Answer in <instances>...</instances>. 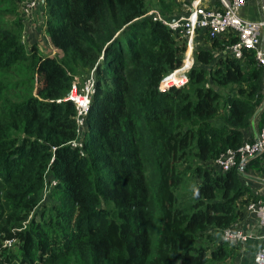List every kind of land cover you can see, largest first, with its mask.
<instances>
[{"label":"trees","instance_id":"trees-1","mask_svg":"<svg viewBox=\"0 0 264 264\" xmlns=\"http://www.w3.org/2000/svg\"><path fill=\"white\" fill-rule=\"evenodd\" d=\"M30 1L0 0L10 5L0 18H14L0 29V75L24 71L30 93L9 103L0 90V185L11 190L0 200V216L9 198L18 212L13 219L24 221L47 178L58 202L34 212L23 232L8 229L12 217H6L0 264L17 261L15 244L4 248L6 241L17 243L18 264H69L70 254L73 264H217L230 257L233 264L240 244L224 243L222 233L259 197L239 170L222 173L205 164L246 139L262 78L252 55L240 62L198 49L194 59L205 70L191 68L187 84L175 86L164 79L185 64L186 43L144 17L148 0H40L44 32L61 56L52 58L37 43L28 49L22 43L17 8ZM155 3L175 8L172 0ZM209 41L223 52L236 39ZM87 71L94 89L78 132L65 98L79 85L72 74L81 80ZM229 87L232 94H222ZM143 151L157 176L154 243ZM179 164L196 179L181 203ZM245 170L263 172L262 157Z\"/></svg>","mask_w":264,"mask_h":264},{"label":"built area","instance_id":"built-area-1","mask_svg":"<svg viewBox=\"0 0 264 264\" xmlns=\"http://www.w3.org/2000/svg\"><path fill=\"white\" fill-rule=\"evenodd\" d=\"M38 1L40 0H31L28 5L24 4L23 15L25 9L32 10ZM250 1L213 0V2L204 1L203 3L202 0H192L183 4L182 12L174 17H163L156 11H148L144 16L153 22L160 23L185 41L195 39L197 36L206 37L211 41L220 40L223 37L235 38L236 42L223 51L225 56L231 60L242 62L247 55H252L256 67L262 72L259 99L253 115L254 127L259 126V129L256 134L254 133L255 135L251 140H245L236 151L229 150L214 160L215 169L222 173L232 169H237L243 173L248 164L258 157H262V165L264 166V46L260 37L261 31L264 30V18L249 21L241 17V10ZM258 1L262 5L261 10L264 12V0ZM76 89L77 87L67 95L66 100L74 105L75 122L77 131L80 132L89 111L90 96L94 89L93 73L85 80L80 90L77 91ZM245 135L248 138V133ZM72 145L78 144L73 142ZM254 181L259 183L264 191V170L255 176ZM245 212L249 213V216L260 224L258 235L260 247L251 264H264V196L250 202ZM250 237L237 224L226 228L222 233V241L230 245L242 244ZM12 242H4L3 247H10Z\"/></svg>","mask_w":264,"mask_h":264},{"label":"rangeland","instance_id":"rangeland-1","mask_svg":"<svg viewBox=\"0 0 264 264\" xmlns=\"http://www.w3.org/2000/svg\"><path fill=\"white\" fill-rule=\"evenodd\" d=\"M177 1H179V0H177ZM191 1L192 0L184 1V3H182L180 5L175 4V8H172V9L161 10L160 8L157 7L155 0H148L147 10L159 12L163 17H174L177 14L182 12L183 4H186V3L191 2ZM204 1L205 2H213V0L212 1L202 0L203 3H204ZM22 5L23 4H21V5L19 4V7L17 8V12L20 13V15L22 17L23 24H24L22 43L24 44L25 48L28 49L32 44L37 43L40 46V51H41L42 55H44V56L47 55L48 57H52V58L53 57L60 58L61 57L60 53L50 46L48 37L44 32V28L42 26V20H43V18H42V15H43L42 6L41 5L39 6V4H38V6L37 5L34 6V8L32 10L25 9L24 15H23V6ZM25 5H28V3ZM9 8H10V5H7L5 3H3V4L0 3V14L6 12V10ZM12 20H14L13 17L0 18V29H3V30L7 29L8 25L10 24V22H12ZM44 41H47V44ZM185 43H186V50H187V52L185 54V64L183 65V67L180 70H177V71L169 74L164 79V83H169L171 81L174 83L175 86L176 85L177 86H184L187 84V75H188L191 68L196 67L197 69H204L205 70V68L199 67L197 65L195 59H194V54L198 49L199 50L200 49H207L210 52H212L215 57L225 55V52H221V51H217V50H211L210 41L206 37L197 36L195 39L186 40ZM206 69H208V67H206ZM22 73H24V71L17 72L16 70L15 71L12 70L10 72V74H7L5 76L0 75V79L2 80V83H3V86L0 88L2 99L6 98V97H10L11 99L9 100V103H11L12 101H14L15 103H19V101L27 100L28 98H30L29 87L27 85H25V80L27 79V76L25 74L23 75ZM91 73L92 72H88V71L85 72L86 76L81 80L76 78L78 75L72 74L73 75L72 77L75 76L73 83L74 84L79 83V85L77 86V89H76L77 91L82 88L83 83L85 82V80L87 78H89L91 76ZM20 74H22V75H20ZM17 81H20V82H18L19 83L18 85L15 84V82H17ZM208 85L213 86L211 83H208ZM11 88H16V91H11L12 93H9L8 91H6V90H9ZM231 89L232 88L229 87V88L223 89V91L218 90V89L217 90L221 91L222 94L226 95L228 93L232 94V92H230ZM249 120L253 124V118H251ZM258 127L255 126V132L254 133H256L258 131V129H259ZM140 128L141 127H139L137 129V132L135 135L137 138L140 135L143 136V131ZM245 133H248V138L246 137V139H245L246 141L251 140L253 138L251 126H250V128H248L246 130ZM142 156L145 158V162H144L145 169H146L145 178H146L147 182H149L148 183L149 184V192H150L149 198L151 201V205L149 206L148 212L150 213L151 220H152L151 226H150V233L152 234L151 235L152 243H154L156 241L158 222H159L158 217L155 213V208L153 207V204H154L153 203L154 185H156L157 176L155 173L156 170H155L154 165L151 162H149V160H148V158H152V156H150V153L146 154L143 151ZM190 163L192 166V170L198 166L197 161L192 160ZM207 164H205V165L206 166L210 165V166H213V168H215L212 162L207 163ZM177 166H178V171L182 173L180 176L181 186L179 187V189L177 190V193H176L179 196V202L181 203L187 197L188 191L191 188L192 183L195 182L196 179L193 176L191 169L189 170L183 164H179ZM254 169H255V171H257V167L255 165H254ZM52 183H53V181L50 178H47L45 180V182L42 184V186L39 190V193H38V199H37V205H36L37 207H35L34 212H36L38 209H40V207H42L43 205L44 206H51V204H56L58 202L55 200V198H56V195L54 192L55 188H54V185ZM10 193H11V190L9 188L0 185V200L3 204H4L5 196H9ZM7 200H8V202L6 203V205H4L3 213L0 216V228L2 227V225L7 224L6 217H12V216H14V214H18L17 210L15 209V204L9 198H7ZM34 212L29 214L28 217L26 219H24V221H22V222H19L18 220H14L12 217L10 220V224L8 225V229H10L11 231H17V232L22 231L23 232L24 230H26L27 224H28L29 220L32 218ZM13 245H14V247L11 249V251L17 260L16 264H18L19 260L21 258V255L18 252L17 243H13L12 246ZM71 256H72L71 254L65 256V261L68 262L69 264H73V262L70 259ZM234 256L236 257V253ZM233 259L234 258L230 257V258L226 259L225 261H223V263H221V262H218V263L219 264H229L230 261H232Z\"/></svg>","mask_w":264,"mask_h":264},{"label":"crops","instance_id":"crops-1","mask_svg":"<svg viewBox=\"0 0 264 264\" xmlns=\"http://www.w3.org/2000/svg\"><path fill=\"white\" fill-rule=\"evenodd\" d=\"M184 1L188 0H173L176 5H180L184 3ZM212 1V0H210ZM261 3L258 0H251L246 7H244L240 15L243 19L249 21H256L264 18V12L261 10ZM262 44L264 46V30L261 31L260 34ZM219 57V56H218ZM252 129L253 136L255 132V127L250 122L249 127ZM250 134V133H249ZM257 174L253 173L250 170H245L241 173V180L242 182L251 188L254 192V195L259 194V197L264 196V191L259 183L254 181V178ZM257 193V194H256ZM235 224H237L243 231L247 232L249 239L246 242L240 244L238 246L237 256L233 261V264H251L255 253L258 251L260 247V240H259V222L252 217L249 216V213L244 214L243 218L238 220Z\"/></svg>","mask_w":264,"mask_h":264},{"label":"clouds","instance_id":"clouds-1","mask_svg":"<svg viewBox=\"0 0 264 264\" xmlns=\"http://www.w3.org/2000/svg\"><path fill=\"white\" fill-rule=\"evenodd\" d=\"M74 106V105H73ZM75 109V108H74ZM78 145H80V142L79 143H77Z\"/></svg>","mask_w":264,"mask_h":264}]
</instances>
